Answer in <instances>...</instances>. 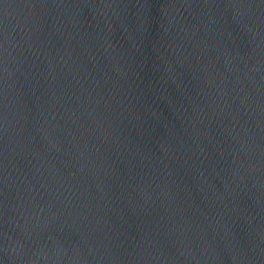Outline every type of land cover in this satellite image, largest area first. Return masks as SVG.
Instances as JSON below:
<instances>
[{
    "label": "water",
    "instance_id": "water-1",
    "mask_svg": "<svg viewBox=\"0 0 264 264\" xmlns=\"http://www.w3.org/2000/svg\"><path fill=\"white\" fill-rule=\"evenodd\" d=\"M0 264H264V0H0Z\"/></svg>",
    "mask_w": 264,
    "mask_h": 264
}]
</instances>
